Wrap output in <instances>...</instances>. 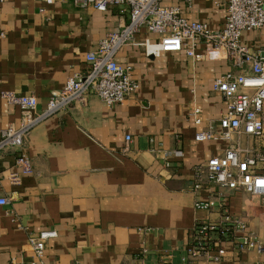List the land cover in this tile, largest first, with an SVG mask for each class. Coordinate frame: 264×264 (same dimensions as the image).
<instances>
[{
	"label": "crops",
	"instance_id": "0c3cea01",
	"mask_svg": "<svg viewBox=\"0 0 264 264\" xmlns=\"http://www.w3.org/2000/svg\"><path fill=\"white\" fill-rule=\"evenodd\" d=\"M160 4L211 30H220L227 15L225 0ZM127 21L118 9L0 0V133L19 120L10 96H34L43 110L51 92L87 71L85 57L99 41ZM156 38L145 29L135 36ZM240 40L255 52L264 47V28L244 31ZM196 52H204L201 44ZM116 60L131 68L133 95L113 106L86 96L39 123L21 151L26 171L16 164L18 152L0 155V198L9 200L0 206V264L32 261L27 235L44 230L56 232L45 245L46 264H264V253L224 244L222 254L211 248L189 260L195 226L219 222L222 210L264 245V197L205 180L194 188L195 166L229 146L194 137L210 124L218 131L225 101L211 85L235 69L223 60H192L184 50L147 57L139 46L121 48ZM191 103L202 112L199 124L189 117ZM240 143L264 173V140ZM196 202L213 206L199 209Z\"/></svg>",
	"mask_w": 264,
	"mask_h": 264
},
{
	"label": "built area",
	"instance_id": "2783aa9c",
	"mask_svg": "<svg viewBox=\"0 0 264 264\" xmlns=\"http://www.w3.org/2000/svg\"><path fill=\"white\" fill-rule=\"evenodd\" d=\"M45 5L70 3L79 8H92L98 12L118 9L127 13L128 21L121 23L118 30L101 39L95 51L89 52L85 61L88 69L84 74L68 78L61 90L51 92L45 108L37 111V100L31 95L10 96L8 101L19 109V120L0 133V155L6 150L19 153L16 164L26 171L27 159L21 152L30 131L48 117L70 105L80 103L86 96L98 97L106 106L123 103L138 88L131 77L129 66H120L117 52L125 46H139L145 56L158 57L161 53L184 50L185 55L195 61H227L235 69L228 71L212 82V90L222 95L225 108L216 119L218 131L213 124L195 135L196 141L222 139L229 146L220 157H212L203 165L193 169L195 189L203 181L217 187L234 191L242 190L251 195L264 197V173L257 168L255 158L243 149L240 139L264 140V47L252 52L241 44V33L264 28V0H225L224 24L220 30H211L205 24L187 20L176 6H163L162 0H36ZM189 5L192 0H184ZM142 29L157 36L156 41L145 39L137 42L135 36ZM201 44L203 53H197ZM201 110L191 103L189 117L199 124ZM125 141H130L126 136ZM179 155V153H177ZM168 166L167 163H165ZM1 177V173H0ZM0 198V206L8 204ZM199 209H210L211 202H196ZM222 202L220 207L224 208ZM217 223H201L199 235L192 236L189 260H196L210 252V245L222 254V246H233L239 251L256 250L264 253L262 245L247 231L241 220L233 218L225 210ZM217 229L232 233V240L221 242L213 238ZM239 234V236H237ZM56 237L53 230L28 234L27 242L33 260L26 264H46L44 249L48 240ZM10 264H17L11 262ZM22 264V263H20Z\"/></svg>",
	"mask_w": 264,
	"mask_h": 264
},
{
	"label": "trees",
	"instance_id": "16d2710c",
	"mask_svg": "<svg viewBox=\"0 0 264 264\" xmlns=\"http://www.w3.org/2000/svg\"><path fill=\"white\" fill-rule=\"evenodd\" d=\"M199 228H200V224H197L193 230V234L195 235H199ZM213 238H217L218 240L221 242H228L232 240V233H230L229 231L225 230V229H217L215 231H213L212 233ZM210 249L212 248V245H210L209 247Z\"/></svg>",
	"mask_w": 264,
	"mask_h": 264
}]
</instances>
